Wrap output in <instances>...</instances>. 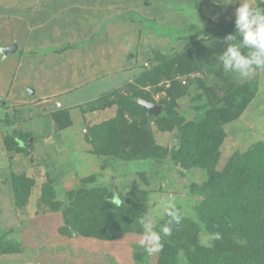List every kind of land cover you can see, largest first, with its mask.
Returning <instances> with one entry per match:
<instances>
[{"label": "rangeland", "instance_id": "374dc122", "mask_svg": "<svg viewBox=\"0 0 264 264\" xmlns=\"http://www.w3.org/2000/svg\"><path fill=\"white\" fill-rule=\"evenodd\" d=\"M116 1L115 19L121 28L112 26L111 33L117 43L109 40L111 53L100 56L94 46L79 48L89 41L82 24L88 29L97 24L82 23L84 10L75 9L76 16L64 14L74 5L87 8L90 0H0V235L21 231L34 245L80 239L109 252L118 264H264L259 235L240 234L238 242L229 245L207 233L212 231L211 216L193 214L202 198L211 204L224 196L217 179L209 185L216 169L210 158L228 156L233 141L241 138L264 141V69L226 67L217 58L243 42L242 35L227 39L236 35L238 2ZM248 2L254 8L264 6V0ZM21 10L27 14L19 16ZM53 11L62 14L60 27L61 19L69 18L74 66L85 73L60 76L56 109H16L21 95L12 93L8 100L7 94L18 56L4 52ZM73 28L78 31L73 33ZM249 47L256 51L245 45L246 55ZM16 80L20 85L27 81ZM193 85L195 92L182 93ZM193 96V104L184 100ZM141 100L167 109L165 119L136 125L129 109L143 106ZM187 144L192 149L185 158ZM113 194L120 196V207L108 202ZM157 197L181 203L182 218L192 214L193 236L199 241L189 244L176 234L185 225L181 219L172 225L168 237L173 241L162 242L161 251L148 253L140 246L144 237L138 210L142 205L154 217ZM129 205L133 209H127ZM83 216H88L89 227L74 231ZM167 219H158L160 225L154 228L160 229ZM0 264L111 263L100 258L77 261L54 251L12 253L0 247Z\"/></svg>", "mask_w": 264, "mask_h": 264}, {"label": "trees", "instance_id": "16d2710c", "mask_svg": "<svg viewBox=\"0 0 264 264\" xmlns=\"http://www.w3.org/2000/svg\"><path fill=\"white\" fill-rule=\"evenodd\" d=\"M231 27L234 26H228V28ZM196 87L197 86L193 85L191 90H184L182 93L191 94L196 91ZM196 93L199 95V92ZM185 99L189 100L191 104L194 102V96L193 98L185 97L184 100ZM189 101L187 102L189 103ZM129 110L131 111L132 118L135 120V124L138 126L153 124L160 119H165L166 114H168L167 109H163L162 111L160 110L161 112H159L160 114L158 113L159 115L157 114L158 116L154 114L148 115V109L139 104H136L133 110ZM170 113L174 115V112L172 113L171 111ZM232 145L233 148L228 156H223L221 153V155L212 157V159L210 158L208 161V163L212 164V168L215 169L216 167L212 173L213 175L211 176L209 185L210 183L213 185L214 183H212V181L215 182L217 179V188L220 193H224L223 199L217 200L216 203L211 202V204H209L206 203L205 200L210 199L202 198V201L197 203L196 211L194 210L193 214L201 212L207 217H212L210 218L213 224L211 226L212 231L208 229L207 233H209L213 239H226L227 243L230 242L234 245V243L238 242L240 234H250L251 236L259 235L264 240V141L259 138L248 140L241 138L238 141H233ZM189 149H192L191 145H185L183 150L185 158L190 156ZM177 204L179 213L184 215L185 212L180 209L181 203ZM238 206L241 207V209H238ZM242 207H246V210L244 208L243 211ZM126 208L133 209V206L129 205ZM140 208L138 212L140 211L139 214L142 217L147 213V210L143 207L140 210ZM16 209L18 213V206ZM210 212L213 213V216L210 215ZM161 218H163V216L158 214L153 217L154 227L160 225L158 219L161 220ZM192 218V214L182 218L185 222L184 227H182L183 230H178L176 232L186 243L189 241V244L196 243V240L199 241L198 238L196 239V237L193 236L196 235V233L191 227L190 220ZM88 227V216H83L80 223L76 224L74 231L78 230L80 232V230L87 229ZM214 227L219 229L213 230ZM60 229L62 228L59 227V230ZM156 231H159V229ZM259 231L260 233L256 234ZM168 239L173 241L172 237L169 238L168 236L162 235L161 243H170V241H167ZM73 240L72 242L67 241L65 243L56 242L47 245H34L33 243L26 242V237L24 234L22 235L21 231L17 233L10 231L7 237L0 235V247L3 251L12 253L29 251L32 255L37 256L45 252H48L50 255L54 251L58 255L77 261L86 260L88 258H100L102 261L108 260L111 264H118V261L114 259L109 252L101 250L96 246H88L80 241V239L75 240L74 243ZM248 241H250L251 244L254 243L252 238H249ZM18 243L21 245H18ZM260 255L264 257V249Z\"/></svg>", "mask_w": 264, "mask_h": 264}, {"label": "crops", "instance_id": "0c3cea01", "mask_svg": "<svg viewBox=\"0 0 264 264\" xmlns=\"http://www.w3.org/2000/svg\"><path fill=\"white\" fill-rule=\"evenodd\" d=\"M96 1L97 0L92 2L90 0L87 8L85 6H71L69 7V11L64 14L67 16L71 12L75 14V9L84 10L85 12L81 11L83 15L82 23L88 20L90 23L94 22L97 24L89 29L85 28V24H82L84 28L83 32L88 37L89 41L87 46H80L79 48L84 49L86 47L94 46L98 48L99 51L97 53L101 56L105 52L111 53V51L109 52V40L116 39L111 33L112 26H117L118 28H121V26L115 19V12L119 8L117 1L115 0L114 3H111L112 1L110 0H105V2L102 3ZM123 4L124 3H121L120 7H123ZM119 10L122 9L120 8ZM4 11L8 12V10ZM96 11H102L103 16L99 15ZM21 13L22 14L19 16L27 14V11L24 13L21 10ZM91 14H94L96 19H93ZM118 15L120 16V14ZM60 16H62V14L60 12L55 13V11H53L52 14L42 15L40 19L35 21L36 26L27 30L23 41L20 39L18 43L11 44L6 52H4L18 56L14 61L15 69L12 81L9 85V92L7 94L8 100H10V95H12V93L14 95H21L22 99H19L18 101L16 100V103L14 104L16 109L17 107L20 109L33 108V112H39L43 109H46V111L54 108L56 109L57 100H54V95L59 92L58 90L61 84L59 79L60 76L64 77L66 75L70 78L76 76V73H78L79 77H81V72H83V74L85 73L82 70H77L74 66L76 58L74 51L72 50V45L74 44L71 45V42L73 41L74 43L75 39L71 36L70 25L67 23L69 18L66 20V17H63L61 19L63 21L62 27H60ZM75 16L74 21L76 19ZM38 22L41 23L37 24ZM99 25L102 27L99 28ZM77 31L76 28H73V33H76ZM93 40L95 41L92 42ZM115 41L116 40H112V43H117ZM33 42L36 43L37 47L29 48L30 46H33ZM50 45L51 47H49ZM44 46L46 48H44ZM119 47L117 46L120 50ZM16 78L21 80L25 78L27 81L20 85ZM18 95L15 97H18ZM29 104L31 105L29 106Z\"/></svg>", "mask_w": 264, "mask_h": 264}, {"label": "clouds", "instance_id": "9594fccd", "mask_svg": "<svg viewBox=\"0 0 264 264\" xmlns=\"http://www.w3.org/2000/svg\"><path fill=\"white\" fill-rule=\"evenodd\" d=\"M238 2L239 6L235 9V28L236 35H229L227 39L236 40V37L243 36V42L234 43L227 48L223 56L217 57L222 59L226 67L235 65L237 68L248 69L250 65H255L257 69H264V6L252 7L248 0H233ZM254 46L256 51L249 47L247 55L244 46ZM250 56V58H249ZM158 204L155 210L160 216H167L166 222L156 231L153 225L152 213H145L139 218V223L143 228L144 240L140 246L148 253H155L162 250V235L170 236L172 225L181 222V215L174 200L171 197H157ZM116 207L122 204L118 194H113L108 201ZM144 241L148 243L145 244ZM150 245V246H149Z\"/></svg>", "mask_w": 264, "mask_h": 264}, {"label": "water", "instance_id": "95a60500", "mask_svg": "<svg viewBox=\"0 0 264 264\" xmlns=\"http://www.w3.org/2000/svg\"><path fill=\"white\" fill-rule=\"evenodd\" d=\"M140 102L143 106H145L148 109L149 114L157 115L159 111L161 110V105H158L154 102L147 101V100H141Z\"/></svg>", "mask_w": 264, "mask_h": 264}]
</instances>
